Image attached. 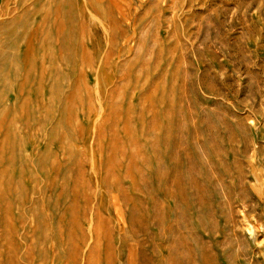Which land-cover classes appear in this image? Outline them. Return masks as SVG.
Here are the masks:
<instances>
[{
	"label": "rangeland",
	"instance_id": "rangeland-1",
	"mask_svg": "<svg viewBox=\"0 0 264 264\" xmlns=\"http://www.w3.org/2000/svg\"><path fill=\"white\" fill-rule=\"evenodd\" d=\"M0 264H264V0H0Z\"/></svg>",
	"mask_w": 264,
	"mask_h": 264
}]
</instances>
